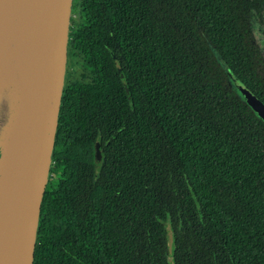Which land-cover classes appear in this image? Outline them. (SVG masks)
<instances>
[{"label": "trees", "instance_id": "16d2710c", "mask_svg": "<svg viewBox=\"0 0 264 264\" xmlns=\"http://www.w3.org/2000/svg\"><path fill=\"white\" fill-rule=\"evenodd\" d=\"M264 0H72L32 264H264ZM95 147L100 159H95Z\"/></svg>", "mask_w": 264, "mask_h": 264}, {"label": "water", "instance_id": "95a60500", "mask_svg": "<svg viewBox=\"0 0 264 264\" xmlns=\"http://www.w3.org/2000/svg\"><path fill=\"white\" fill-rule=\"evenodd\" d=\"M72 0H0V264H32L64 85ZM264 121V104L241 83ZM18 118L16 122L13 119ZM5 121V120H4ZM95 159L100 152L95 147Z\"/></svg>", "mask_w": 264, "mask_h": 264}, {"label": "rangeland", "instance_id": "374dc122", "mask_svg": "<svg viewBox=\"0 0 264 264\" xmlns=\"http://www.w3.org/2000/svg\"><path fill=\"white\" fill-rule=\"evenodd\" d=\"M252 27V33L255 37V41L259 44L260 48L263 51L264 54V20L259 19L258 17H254L253 21L251 23ZM4 45V41L0 38V49ZM244 99V101L251 107L253 110L254 104H253V99L248 97L247 95L242 94L241 95Z\"/></svg>", "mask_w": 264, "mask_h": 264}, {"label": "bare ground", "instance_id": "6f19581e", "mask_svg": "<svg viewBox=\"0 0 264 264\" xmlns=\"http://www.w3.org/2000/svg\"><path fill=\"white\" fill-rule=\"evenodd\" d=\"M9 108V94H0V129H2L5 125L7 118V111ZM5 120V121H4ZM14 122L18 120V118L13 119ZM3 176L0 174V199L3 197V190L7 189L10 185L9 182H5L2 180Z\"/></svg>", "mask_w": 264, "mask_h": 264}]
</instances>
